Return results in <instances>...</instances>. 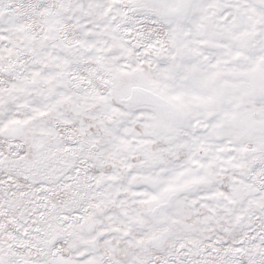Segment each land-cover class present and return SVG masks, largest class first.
Segmentation results:
<instances>
[{
	"label": "snow or ice",
	"instance_id": "6c2138e0",
	"mask_svg": "<svg viewBox=\"0 0 264 264\" xmlns=\"http://www.w3.org/2000/svg\"><path fill=\"white\" fill-rule=\"evenodd\" d=\"M0 264H264V0H0Z\"/></svg>",
	"mask_w": 264,
	"mask_h": 264
}]
</instances>
